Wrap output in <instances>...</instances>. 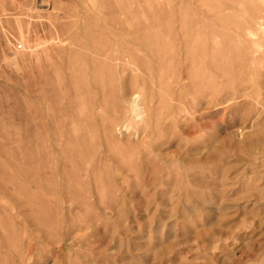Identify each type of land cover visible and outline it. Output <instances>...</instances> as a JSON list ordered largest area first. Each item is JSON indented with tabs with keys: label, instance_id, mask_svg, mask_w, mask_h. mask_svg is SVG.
Returning a JSON list of instances; mask_svg holds the SVG:
<instances>
[{
	"label": "rangeland",
	"instance_id": "rangeland-1",
	"mask_svg": "<svg viewBox=\"0 0 264 264\" xmlns=\"http://www.w3.org/2000/svg\"><path fill=\"white\" fill-rule=\"evenodd\" d=\"M0 264H264V0H0Z\"/></svg>",
	"mask_w": 264,
	"mask_h": 264
}]
</instances>
